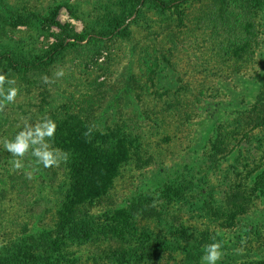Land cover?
Listing matches in <instances>:
<instances>
[{
	"label": "rangeland",
	"instance_id": "obj_1",
	"mask_svg": "<svg viewBox=\"0 0 264 264\" xmlns=\"http://www.w3.org/2000/svg\"><path fill=\"white\" fill-rule=\"evenodd\" d=\"M143 1L127 17L130 0H0V44L28 61L46 53L23 72L1 57L0 72L16 78L19 95L0 113L8 123L0 141L25 120L69 118L67 105V114L101 132L123 126L134 140L133 159L110 177L106 193L75 207L77 217L102 227L68 244L83 264H137L128 250L150 234L160 253L154 264H194L178 231L211 227L226 238L217 264H264V102L257 100L264 95V2L179 0L161 9ZM49 12L66 31L30 17ZM110 18H127V32L97 35ZM91 32L95 39L72 38ZM60 68L66 75L56 78ZM42 75L54 82L45 85ZM12 159L0 143V244L55 236L63 162L41 165L28 180L6 171ZM32 160L26 156L25 165ZM121 211L134 215L137 228L127 240L107 227Z\"/></svg>",
	"mask_w": 264,
	"mask_h": 264
},
{
	"label": "trees",
	"instance_id": "obj_2",
	"mask_svg": "<svg viewBox=\"0 0 264 264\" xmlns=\"http://www.w3.org/2000/svg\"><path fill=\"white\" fill-rule=\"evenodd\" d=\"M149 1H151L150 5L153 8L167 9L179 0H144V5H149ZM252 2L258 6L264 0H252ZM239 5L241 6V4ZM140 11V0H130V3L127 4V17H131ZM11 15L14 16V18L12 17L14 22L25 24L26 20L21 14H18V16ZM30 17L54 24L60 27L61 30L66 31V27L61 25L54 13L49 12L46 15L30 14ZM126 19L110 18L106 30L96 32L97 35L106 37L115 32L118 35L125 34L127 28L123 26L126 24ZM92 33L94 32L75 34L72 38L76 42H83L87 36L95 39V35ZM231 40H233L232 44H235L238 38L233 36ZM61 45H63V42L60 43ZM1 57L6 58L9 63L15 66V72H23L35 67L46 58V53L41 55L32 54L29 57L33 60L28 61L24 57L19 58V56L11 54L7 44H0V59H2ZM257 100L258 103L264 102V95L261 97L259 94ZM70 109L71 106L68 105L64 109L69 118L53 120L57 127L52 146L69 153L67 161L63 162L62 166L64 180L59 188L62 187L63 191L58 195V202H60L61 207L57 214L59 224L54 229L55 236L44 231L38 237L31 235L32 237L28 240H21V238L16 240L14 237L3 242L0 244V264H83L80 258H71L72 254L66 251V248L69 247L68 244L89 240L95 232L102 230L101 226H95V224L89 222L92 217L86 216V214L83 217L81 215L77 217L75 207L82 202L92 201L106 193L105 186L110 183V177L114 179V176L119 174L121 167L133 159V150L135 153L137 149L133 146L132 141L134 140L122 130L123 126L113 129L115 130L113 133H104L97 130L93 132L91 140H87L84 132L86 126L90 125L89 121L91 120H81L75 113L70 112V114H67V110ZM66 115H64V118ZM7 126L6 121H0V131H3ZM10 168L11 165L6 171L10 172ZM261 187L264 188V178ZM173 194L172 192L170 195ZM133 219L134 215L130 211L117 212L116 215L111 217L107 227L110 228L111 234L118 239L127 240L134 237L137 231L133 223L129 222ZM217 233L219 232L215 229L212 230V227L209 233L199 231L196 235L191 229H185L178 231V238L180 244L183 241L187 246L186 252L194 264H199L203 255V248L206 244L212 242L213 236H216L217 240L223 241V247H225L226 238L223 234L217 236ZM157 243L151 234L150 236L147 235L145 242L135 240L134 246L128 250L129 257L137 264H154L160 257L159 248L155 245Z\"/></svg>",
	"mask_w": 264,
	"mask_h": 264
},
{
	"label": "clouds",
	"instance_id": "obj_3",
	"mask_svg": "<svg viewBox=\"0 0 264 264\" xmlns=\"http://www.w3.org/2000/svg\"><path fill=\"white\" fill-rule=\"evenodd\" d=\"M56 78H62L66 75L63 68L58 69L54 74ZM42 83L45 85L54 82L47 75H42ZM15 77L9 76L0 72V113L4 112L8 104L16 102L19 95V88L16 86ZM20 130L13 138H3L0 143L3 144L4 150L10 153L11 171L20 172L26 179H35V174L40 170L42 165L44 168L58 167L62 162H66L69 153L59 148L52 146L56 132V123L49 116H45L35 123H30L25 120L21 125H18ZM98 128L94 123L87 125L84 136L87 140H91L93 132ZM31 156L34 159L25 165V157ZM217 236L220 233L216 234ZM223 241L217 240L216 236L212 237V242L208 243L203 248L201 260L203 264H217V261L223 258ZM244 241L242 240V244ZM240 251H243L241 248Z\"/></svg>",
	"mask_w": 264,
	"mask_h": 264
}]
</instances>
